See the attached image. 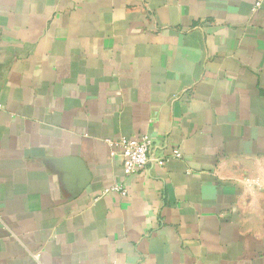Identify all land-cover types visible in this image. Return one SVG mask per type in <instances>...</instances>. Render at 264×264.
<instances>
[{
    "label": "crops",
    "instance_id": "1",
    "mask_svg": "<svg viewBox=\"0 0 264 264\" xmlns=\"http://www.w3.org/2000/svg\"><path fill=\"white\" fill-rule=\"evenodd\" d=\"M255 2L0 0V264H264Z\"/></svg>",
    "mask_w": 264,
    "mask_h": 264
},
{
    "label": "built area",
    "instance_id": "2",
    "mask_svg": "<svg viewBox=\"0 0 264 264\" xmlns=\"http://www.w3.org/2000/svg\"><path fill=\"white\" fill-rule=\"evenodd\" d=\"M264 0H256L255 7L262 5ZM110 145L116 146L120 150L123 159L125 174L129 175L145 169L150 162V150L153 144V138L148 134H140L132 137L122 136L118 139H108ZM166 160V156L157 159V163L162 165ZM114 191L121 192L126 195L127 189L118 184L113 187Z\"/></svg>",
    "mask_w": 264,
    "mask_h": 264
}]
</instances>
